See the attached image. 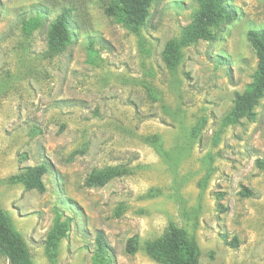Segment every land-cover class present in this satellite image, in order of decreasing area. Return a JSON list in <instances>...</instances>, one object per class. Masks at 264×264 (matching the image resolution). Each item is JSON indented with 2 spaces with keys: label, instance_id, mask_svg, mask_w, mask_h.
<instances>
[{
  "label": "rangeland",
  "instance_id": "1",
  "mask_svg": "<svg viewBox=\"0 0 264 264\" xmlns=\"http://www.w3.org/2000/svg\"><path fill=\"white\" fill-rule=\"evenodd\" d=\"M113 3L0 0V207L13 230L34 264H158L146 247L170 224L196 242L199 264H264V97L253 119L225 124L257 70L247 34L264 28V0H229L239 18L183 47L174 68L166 48L201 3L154 2L137 33L107 15ZM64 10L72 41L48 58ZM41 164L46 191L27 190L19 177ZM107 167L126 175L86 187ZM56 222L68 227L53 247Z\"/></svg>",
  "mask_w": 264,
  "mask_h": 264
},
{
  "label": "trees",
  "instance_id": "2",
  "mask_svg": "<svg viewBox=\"0 0 264 264\" xmlns=\"http://www.w3.org/2000/svg\"><path fill=\"white\" fill-rule=\"evenodd\" d=\"M161 0H114L107 9L108 16L122 23L127 29L137 33L144 25L148 9L154 2ZM201 3L200 13L192 26L184 31L180 41H172L166 48V62L170 68L176 67L181 60V49L196 43L198 40L209 42L217 41L218 36L212 27L222 24H231L239 18V13L230 6L229 0H197ZM42 13L23 21L28 25L26 32H32L43 19ZM71 11L64 10L50 25L47 35V56L56 57L62 54L72 41ZM248 41L258 58V66L253 81L243 93H236L234 106L226 117L225 124L232 125L241 119H253L254 109L259 100L264 97V28L250 30ZM48 173L46 164L25 169L19 177L27 190L40 193L46 191L43 177ZM126 175L121 167H107L94 171L86 180V187H104L110 181ZM67 223L56 222L51 232L53 247L64 237ZM99 253H104L106 244L101 235L97 237ZM137 251V241L132 238L127 245V252ZM147 255L158 264H199V252L196 242L189 237L188 232L175 224H170L164 235L146 247ZM0 255L7 259L9 264H34L24 240L13 230L10 219L0 207Z\"/></svg>",
  "mask_w": 264,
  "mask_h": 264
}]
</instances>
